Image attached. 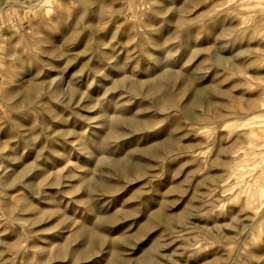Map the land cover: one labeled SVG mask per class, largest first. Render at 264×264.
Masks as SVG:
<instances>
[{
    "label": "rangeland",
    "instance_id": "374dc122",
    "mask_svg": "<svg viewBox=\"0 0 264 264\" xmlns=\"http://www.w3.org/2000/svg\"><path fill=\"white\" fill-rule=\"evenodd\" d=\"M188 1L107 0L111 15L106 27H102L96 7L84 20L95 30L76 27L77 16L83 12L79 7L72 9V20L67 22L65 13L55 12L56 5L50 9V20L54 21L50 24L30 21L27 12H21L19 20L0 19V43L9 53H22L32 41L37 42L39 38L31 33L35 24L39 31L51 34L54 26L69 27L66 34L55 39L69 58L58 64L61 75L54 78L70 73L80 82L82 99L74 109L78 116L56 102L49 103L54 114L71 119L53 120L42 115L40 130L47 121L51 131H87L91 136L95 128H86L79 117L96 116L132 115L145 124L140 131L116 139L120 152L106 161H121L123 166L114 169L103 165L109 174L100 181L109 194L93 201V213H86L78 203L88 199L87 190L65 195L82 182L65 177L75 174L87 178L88 172L79 169H95L98 161H84V156L73 153L62 140L49 143L48 149L41 151L46 143L43 136L35 148L25 150L22 141L14 139L11 125H6L0 131L6 158L0 163L8 168L7 174L0 172L3 180L14 174L9 157L15 154L17 160L26 161L25 165L34 169L21 184L7 189L5 197L19 198L21 208L31 209L18 213L19 219L28 222L44 218L27 229L0 227V252L4 253L0 264H10L13 259L15 264H42L45 259H51V264H154L156 260L161 264H264V133H254L255 123L264 121V117L252 116L256 99L264 98V16L254 21L247 18L250 11L264 8L249 6L246 0H194L193 7L186 9ZM62 3L67 5L68 0ZM198 16L204 17L197 20ZM231 25L237 26L236 30H227ZM13 33L15 39H28L9 45ZM74 33L77 38L64 44L65 38ZM218 36H223L227 47L236 44L245 51L234 72L211 61V53L218 48L212 39ZM99 37L104 38L103 44L97 42ZM141 48L149 53H178L161 63L165 70L180 71L191 84L184 89L180 80H175L150 94L148 85L156 84L160 67H153L147 76L125 71L130 64H145L138 54ZM190 49L192 53L184 52ZM153 59L160 60L158 55ZM178 59L179 66L175 64ZM114 65L124 71L116 70L117 76H112ZM125 76H132L130 85L143 83L135 87L137 96L126 86H111ZM51 82L28 79L49 97V90L57 89V83ZM198 91L206 95L193 111L198 118L195 122L183 111ZM160 97L168 100L163 110L155 104ZM12 119L24 125L37 123L30 114ZM223 121L226 123L221 124ZM122 126L116 125L117 130ZM176 128L180 130L173 131ZM161 144L170 145L169 150H160ZM156 146L157 154H144L143 150ZM49 149L59 154L53 155ZM53 173L58 174L49 181L53 186L46 185L39 197L24 187ZM56 182L59 188L54 186ZM101 217L119 222L114 227L97 226L96 220ZM25 231L30 238L23 240V248L28 251L19 248V254L13 256L5 246H18ZM125 234H136L137 240H124ZM169 255L172 261L162 260Z\"/></svg>",
    "mask_w": 264,
    "mask_h": 264
},
{
    "label": "clouds",
    "instance_id": "9594fccd",
    "mask_svg": "<svg viewBox=\"0 0 264 264\" xmlns=\"http://www.w3.org/2000/svg\"><path fill=\"white\" fill-rule=\"evenodd\" d=\"M233 3L236 0H232ZM249 6H259L264 8V0H259L257 5V0H246ZM56 5L55 12L59 15L60 13L66 14V21L72 20V9L73 8H82L83 12L78 14L76 27L77 28H88L90 25H86L84 20L87 14L92 10L93 7L97 8L96 15L103 22L102 27H106L107 23L110 22V12L107 6V0H68L67 5L62 3V0H0V19H7L8 17H16L20 19L21 12L28 13V19H38L41 24H44L46 21L50 24V9L52 6ZM264 16V12L261 13ZM107 18V19H106ZM118 31V28H117ZM55 34L50 35L48 39L51 41L52 46H55V40L53 38ZM115 38V37H113ZM101 47H106V45H101ZM15 49L16 46H13ZM90 50H92L90 48ZM29 58L26 62L22 59V54L16 51L11 53L5 48L3 43H0V131L8 124L11 125V133L13 134L14 139L20 140L23 143V148L25 150L35 148L37 142L40 141L43 136L46 143L42 146L41 151L48 149L49 143H60L61 140L68 143L73 153H78L81 156H84L86 159H92L98 161L97 167L92 170L79 169V171H87V178L81 176L77 177L75 174H69L65 177L68 180H73L79 178L82 182L79 188L74 189L72 192L65 193V195H75L76 192L81 190H87L90 195L87 200L80 201L78 203L83 205L84 211L86 213H93L95 209L92 207L93 201L99 197L109 194L103 187V184L100 181L101 177L108 175L109 173L104 169V161H106L110 156L116 155L120 152L121 145L117 142L116 137L124 138L128 135L135 133L140 130L131 125H124L119 130H117L112 117H101L96 116L94 119H88L87 117H79L85 123L86 128H96L98 131H94L91 136L88 135L87 131H81L80 133H61L58 131H51L48 128V122H43V128L40 130V117L42 115L52 116L53 120H68L71 119L70 116L62 117L58 114H54L53 109L48 105L41 107L39 103L35 100L34 96H30L35 88V84L29 85L28 79L29 74L40 73L43 75L45 67H47L43 60H38V53L36 50L30 49ZM139 55H142L145 60L144 65L138 63L130 64L125 71L128 73H133L136 76H147L149 75L153 67H163L162 63H158L153 59V56H159L160 61L171 60L173 56L178 53L169 52V53H149L144 51L142 48ZM33 60H38V62L33 66ZM97 75H103V73H97ZM124 82H132V76H125L124 81L118 82V85H123ZM52 84H55L56 81H52ZM23 89V91H20ZM113 89H109L112 91ZM75 89L73 84H68L65 91L57 93L49 90V95L51 100L57 103H61L65 108L72 111L73 115L75 113V105L71 103V97ZM62 97H67L68 101L65 103ZM31 115L34 119L37 120L35 124L24 125L21 121L12 119L13 116H26ZM179 128L174 129L173 131H179ZM69 137H72L69 141ZM11 142V141H10ZM51 150V149H49ZM53 155H58L55 150H51ZM132 149H129L131 152ZM6 159L3 156V151L0 150V160ZM63 171V170H62ZM0 172H6L4 169L3 163H0ZM27 174V170L24 173H21L19 177L13 180L11 183H4L3 176L0 175V227L8 225L10 227L21 226L22 228H30L31 226L40 223V217L34 221L25 222L18 217V213H23L25 211L31 210L28 207L21 208V200L14 197H5V192L7 189L14 187L17 183H20L24 176ZM58 174L53 173L50 176H46L39 183L27 184L24 185L25 188L29 189L30 192L35 196L39 197L41 195V190L47 186H53L49 184V181H53ZM55 187L59 188V182H56ZM8 199V203H5V200ZM51 214H45V216ZM119 221L116 219H105L103 217L96 220L97 226L108 225L114 227ZM63 223V221H62ZM61 225H57L60 227ZM143 227V226H142ZM130 231L126 230V233ZM2 235V233H0ZM30 238L27 231H25L24 236L22 237L21 243L18 246H5L8 247L9 251L13 256L18 255L19 248H23V240ZM120 239V238H118ZM124 240L129 242L136 241L137 235H127L123 237ZM3 242L0 241V244ZM25 252L28 251L27 248H23ZM153 251H157L153 249ZM157 255H159L157 251ZM4 256L3 252H0V260ZM162 260L172 261L173 257L163 256ZM10 264H15L14 259ZM35 264V261H33ZM42 264H51V259H45ZM154 264H161L160 260L154 261ZM173 264L175 262L173 261Z\"/></svg>",
    "mask_w": 264,
    "mask_h": 264
},
{
    "label": "bare ground",
    "instance_id": "6f19581e",
    "mask_svg": "<svg viewBox=\"0 0 264 264\" xmlns=\"http://www.w3.org/2000/svg\"><path fill=\"white\" fill-rule=\"evenodd\" d=\"M231 2L230 0L228 1V3ZM195 4L194 0H190L186 3L185 8L189 9L191 7H193V5ZM231 10V9H229ZM256 11V10H255ZM261 12H264V9H261L259 12H252L250 11L247 18L249 21H254L255 19L260 20L259 15H261ZM204 16H198L197 20H201ZM52 22H54L52 20ZM89 28V27H88ZM94 27H90V29H93ZM229 31H231L232 29L236 30L237 26H233L231 25L230 27H227ZM69 30V27L67 26H62L59 27L58 26H54V28L51 30L53 31V33L51 34V32H43V31H39L38 26L35 24L33 25L32 29H31V33L33 36L39 38L37 40V42H31L29 45H27L23 51H22V59L25 60L26 62L28 61L29 58V51L30 49H35L36 53H38V60H43L45 65L47 67H45L44 71H43V75H41L40 73H36V74H29V77H33V78H41V79H52V81H56V91L57 93L63 92L65 91V89L67 88L68 84H73V87L75 89V92L73 93L72 97H71V103L73 105H75V107H77L79 105V103L81 102L82 99V94L83 93H79V81H77V78L73 75H71L70 73H68L69 75L67 76H63L60 77L59 79H55L54 76L55 75H61L60 69L61 67H59L60 63H62V60L67 61V59L69 57H67L68 55H66V53H62L58 47V41L55 42V46H52L51 41L48 39V37L50 35H53L54 40L59 38L60 36H62V34H66ZM95 30V28H94ZM17 33V32H16ZM96 35V33H94ZM18 35V34H17ZM16 34L13 33L12 35L9 36V45H12L13 43L18 44V42L20 40H27V37H21V38H17L15 39ZM223 37V36H222ZM221 36H218L216 39H212L215 40L217 43L215 44L218 48L216 49V51H214L213 53H211L210 57H211V61L214 65L218 66V67H222L225 68L227 70H230L231 72H234L236 70V63L238 60L241 59L242 54L245 53V51L243 49H239L236 48V44H231L232 47H227L226 44L223 43V41ZM27 38V39H26ZM75 38H77V34L74 33L70 36H67L64 40V44H69L71 43L73 40H75ZM237 39V38H236ZM19 40V41H18ZM195 41V40H192ZM97 42H100L101 44H103L104 42V38L103 37H99L97 39ZM71 52H73L72 50H70ZM87 52V51H86ZM86 52H82V54H86ZM185 53H192L191 49L190 50H184ZM38 60H33V66H35V64L38 62ZM158 63H161V61L159 59H155ZM59 64V65H58ZM176 65H180L179 63V59L178 61L175 62ZM117 65V64H116ZM160 76L156 81V84L153 82L151 83L149 86V88L147 89L148 92L150 94L157 92V89L160 91L161 89H163L165 87V85L170 84L171 82H174L175 80H180L181 85L184 89L187 88V86L189 84H191V81L188 79H185L184 76L182 75V73L180 71H174V70H165L164 67H160ZM74 69V68H73ZM116 70L119 72H123L124 68L121 67H115L112 66V70H111V75L112 76H117L115 74ZM234 70V71H233ZM57 73V74H56ZM60 73V74H59ZM120 81H124V80H120ZM119 81V82H120ZM29 85L35 84V88L33 90V92L30 94V96H34L35 100L39 103V105L41 106H45V105H49V103L55 102L51 100V97H49L47 94H42L40 91V87L39 85H37L36 83H28ZM165 84V85H164ZM53 85V84H52ZM110 85V84H109ZM117 85L118 87L121 86H126L127 90L132 93L134 96L138 95V91L135 89V87L137 86H141L143 85V83L141 84H137V85H130L128 84V82H124L123 85H118V83H114L112 82L111 86ZM20 91H23V89H20ZM79 93V94H78ZM35 94V95H34ZM206 92L203 91H198L195 92V94L193 95L192 101L191 103L184 108L183 113L188 116L190 119H192L193 121L197 122L198 118L197 116L194 114V109L197 108L198 104H200L203 100V98L205 97ZM40 96V98L36 99V97ZM48 99V100H47ZM62 99H64L65 103H67L68 98L67 97H62ZM256 111L253 113L252 116H255V118H262L264 117V98H258L256 99ZM57 103V102H56ZM59 105L64 106L61 103H57ZM155 104L156 106H158V108H160L161 110H163V107L168 105V100L165 97H160L158 99L155 100ZM54 112V111H53ZM106 115V112H104ZM107 116V115H106ZM109 117V116H107ZM114 119V123L115 125H131L132 127H135L137 129H143L145 124H141L134 116L132 115H125V116H116L113 118ZM226 122L223 121L221 124H225ZM62 124V121H61ZM255 130L254 133L257 135H260L261 133H264V121H260L258 123H255ZM259 126V127H257ZM138 130V131H140ZM94 131H98V129L95 128ZM118 138V136L116 137V139ZM160 147V150H164L167 149L169 150L170 145H160L158 146ZM3 147L0 144V150H2ZM36 152V150H34L31 154H34ZM144 154L146 155H155L157 154V146L153 147L152 149H145L143 150ZM9 159L11 160V163L13 164L14 168V174H12L10 177H7L6 179H4V183H11L13 180H15L17 177H19L21 175V173H24L27 170V174L24 176V178L33 171V166H26L25 163L26 161H19L17 160L16 154L13 155V157H9ZM84 161L89 162V159H86L85 157L82 158ZM18 162V163H14ZM104 164H107V161H104ZM109 166L113 167L114 169H121L122 168V163L121 161H111L108 162ZM12 168V166H10ZM8 169V168H6ZM20 170V171H18ZM4 175L7 174L8 172H3ZM31 174V173H30ZM3 175V176H4ZM23 178V179H24ZM22 182V181H21ZM17 183V184H21Z\"/></svg>",
    "mask_w": 264,
    "mask_h": 264
}]
</instances>
